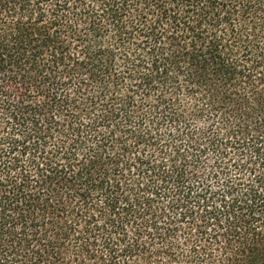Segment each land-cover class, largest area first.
I'll return each instance as SVG.
<instances>
[{
    "label": "trees",
    "instance_id": "trees-1",
    "mask_svg": "<svg viewBox=\"0 0 264 264\" xmlns=\"http://www.w3.org/2000/svg\"><path fill=\"white\" fill-rule=\"evenodd\" d=\"M0 264H264V0H0Z\"/></svg>",
    "mask_w": 264,
    "mask_h": 264
}]
</instances>
